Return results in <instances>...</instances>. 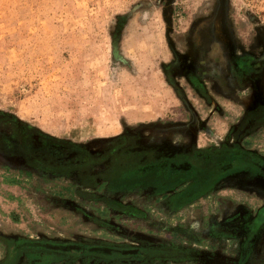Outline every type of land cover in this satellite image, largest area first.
<instances>
[{"label":"rangeland","instance_id":"obj_1","mask_svg":"<svg viewBox=\"0 0 264 264\" xmlns=\"http://www.w3.org/2000/svg\"><path fill=\"white\" fill-rule=\"evenodd\" d=\"M260 105L264 0H0V264H264L210 231L256 176L182 206L138 172L234 147Z\"/></svg>","mask_w":264,"mask_h":264},{"label":"flooded vegetation","instance_id":"obj_2","mask_svg":"<svg viewBox=\"0 0 264 264\" xmlns=\"http://www.w3.org/2000/svg\"><path fill=\"white\" fill-rule=\"evenodd\" d=\"M253 113L245 120L241 128L243 131L241 129L236 131L235 138H241L235 142L234 147L217 149L213 156H205L203 153L191 151L185 157L174 154L165 159H157L140 167L138 171L139 174L141 171L140 177L150 178L155 185L162 186L164 189L170 188L172 191L171 201L182 206L195 203L200 196L199 193L214 179L215 187L218 188L222 187L220 181L229 175L236 179L238 176L249 174L256 176L258 181L264 184L263 162L260 158L251 157L253 155L245 148L249 147V140L254 132L260 127H264V105H260ZM252 128H254L253 131ZM218 182L219 184H217ZM238 186L241 185L235 186L236 191H238ZM224 203V200H219V217L211 226L210 231L214 236H220L227 242L228 240L234 242L240 260L245 261L253 251L255 241L264 236V204L254 210L245 206L243 202H236L238 205L226 209ZM24 244L26 245V242ZM36 245L49 250L57 249L62 252L64 249L67 250L61 246L53 247L49 243H37ZM114 250L113 254L121 255V257H142L143 249Z\"/></svg>","mask_w":264,"mask_h":264},{"label":"trees","instance_id":"obj_3","mask_svg":"<svg viewBox=\"0 0 264 264\" xmlns=\"http://www.w3.org/2000/svg\"><path fill=\"white\" fill-rule=\"evenodd\" d=\"M8 184H11V185H16L17 184V181L16 180H10V181H7Z\"/></svg>","mask_w":264,"mask_h":264}]
</instances>
